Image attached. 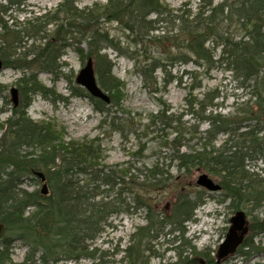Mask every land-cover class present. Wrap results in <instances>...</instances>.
I'll use <instances>...</instances> for the list:
<instances>
[{
    "label": "trees",
    "instance_id": "obj_1",
    "mask_svg": "<svg viewBox=\"0 0 264 264\" xmlns=\"http://www.w3.org/2000/svg\"><path fill=\"white\" fill-rule=\"evenodd\" d=\"M2 1L9 5L16 3V0H0V16L5 9ZM76 1L61 0L53 12L34 15L22 23L9 24L0 17L2 65L24 73L16 81L18 104L12 105L11 116L0 125L4 129L0 137V223L4 225L0 264H77L81 260L102 264L104 255L93 244L104 228L110 226L109 218L129 216L140 209L145 212V225L136 227L130 235L120 264H148L144 253H152L151 243L165 236H175L172 245L176 246L172 249L177 263L197 264L204 254L184 239L183 226L194 221V211L202 204L201 194L191 200L189 194L179 193L168 214L159 212L139 195L164 189L176 180L168 169L159 167H164L159 160L142 169L128 162L124 168L120 165L107 171L98 169L102 150L97 140H64L62 127L49 120L34 122L26 110L35 95L44 99L52 97L53 104L66 101L43 86L38 74L47 73L54 79L61 76L64 64L60 58L68 48L81 63L87 59L94 62L97 85L107 94L109 102L92 98L78 87L70 91L71 96L89 98L94 111L106 116L112 108L121 109L124 99L123 83L113 76L112 63L101 54L106 49L130 60L149 91L157 92L156 72L161 73L164 84H170L176 78L169 69L177 62L183 65L191 62L199 70L185 73L191 81L192 75L207 77L220 67L231 73L240 88L252 83L256 103L259 108L264 107V0H220L216 4L212 0H198L195 12L171 10L161 0H107L103 5L95 3L82 9L74 5ZM111 22L121 25L126 47L120 46L116 38H110L102 27ZM159 30H165L163 35H151ZM208 42L212 44L210 48ZM151 47H155L156 55L151 53ZM216 49L219 55L214 59ZM177 79L180 83L182 78ZM199 87V83L192 81L187 87L189 98L185 99L187 113L197 124L185 128L179 117L167 114L164 107L149 116L150 126L158 123L172 131L163 142V147L171 150L167 158L169 166L177 173L190 174L202 169L217 176L224 196L234 198L235 209L246 201H252V208L260 207L263 182L245 170L243 160L252 157L249 153L264 158L261 146L264 139L257 138L255 132L259 129L250 126L238 133L242 122L260 121V118L251 116L246 108L241 112L242 121L238 117L230 120L213 115L210 111L206 114L214 106L218 93L208 92L202 100H197L192 93ZM202 122L208 123V129L200 133L198 125ZM110 127L122 134L125 124L113 118ZM170 134L174 137L167 142ZM218 134L227 135V139L215 148L213 142ZM188 137H195L202 144L181 151ZM25 178L33 179L37 187L30 191L22 188ZM136 179H141V183ZM40 184L45 186L38 188ZM249 229L264 232V220L252 219ZM14 241H20L25 249L20 263L10 258ZM259 249L250 238H245L238 253L250 256ZM190 255L193 260H188ZM207 264H213V260Z\"/></svg>",
    "mask_w": 264,
    "mask_h": 264
},
{
    "label": "rangeland",
    "instance_id": "obj_2",
    "mask_svg": "<svg viewBox=\"0 0 264 264\" xmlns=\"http://www.w3.org/2000/svg\"><path fill=\"white\" fill-rule=\"evenodd\" d=\"M60 1L16 0V3L10 5L2 1L1 4L5 9L0 17L5 21L7 20L9 24L11 21L22 23L26 18L30 19L34 15L53 12ZM161 1L171 10L180 9L183 11L190 9L191 12H195L198 7V0ZM212 1L216 4L220 0ZM106 2L107 0H77L74 5L78 9H82L91 7L95 3L103 5ZM150 18L154 17L151 16ZM102 27L108 32L110 38L113 37L119 41L120 46H127L126 40L121 35V25L119 23H106ZM48 29H53V27L48 26ZM164 31L159 30L151 33V35H163ZM234 33L236 36L239 35L238 32ZM165 46L166 48L169 47L167 42ZM207 46L210 48L212 44L208 42ZM151 51L152 54H157L155 47H151ZM101 54L106 55L107 59L112 63L113 76L124 85V99L121 109L112 108L106 116L94 111L89 98L71 96V90H76V87L82 88L75 83V77L84 67L86 61L81 63L77 54L68 48L63 51V55L60 58V63L64 64L61 76L54 79V76L52 77L47 73L41 72L38 74V80L43 86L54 90L56 95L61 96L66 101H57L53 104L51 101L52 97L44 99L40 95H35L26 110V115L34 122L49 120L58 127H62L65 133L64 140H97L96 142L100 144L102 150V161L98 169L104 168L107 171L120 165V167L124 168L127 162L137 169H142L151 166L159 160V164H164V167H159L165 170L168 169L171 176L177 177L176 180L170 181L168 187L164 189L146 191L139 193V195L145 198L157 211L168 214L173 206L175 197L179 193L189 194L191 200L197 194H201L202 204L194 211V221L188 222L183 226L184 239L197 252L204 254L198 259L197 264H201V261L207 263L211 259L215 261L218 246L225 239L231 224V218L237 211H241L245 215L248 226H250L251 220L254 218L264 220V198L261 199L260 207L252 208V201H246L240 204L239 209H235L233 207L234 198L225 197L222 189L208 193L205 189L196 185L197 177L202 173L219 185L217 176L211 175L202 169L194 170L190 174L177 173L172 165L169 166V161L167 160L171 150L168 147H163L166 135L172 131L158 123L150 126L148 119L149 116L157 114L164 107L168 109L167 114L179 117L181 125L185 128L197 124L196 119L187 113L188 106L185 101L186 98H189L187 87L193 81L194 84H200V87L192 93V96L197 100H202L205 93L212 91L218 93V99L213 101L214 106L209 108L206 114L210 111L213 115L219 114L230 120H235L238 117V121H242L244 117L241 112L246 108L251 116L257 119L260 118V121L249 120L242 122L238 125V133L244 132L250 126L251 128L259 129L255 132L257 138L264 139V124L262 121L264 107L259 108L257 105V99L253 95L251 87L252 83H249L245 88H240L239 83L231 73L220 67L212 70L207 77H201L194 73L195 75H192L191 81L185 73L199 72V70L191 62L187 65L177 62L169 69L170 74L176 80L170 84H164L161 79V73L158 71L155 73L157 92H152L143 86L142 78L135 71L130 60L119 57L112 49H106ZM218 55L219 50L216 49L214 59H217ZM93 71L96 80L94 62ZM23 74L22 71L13 69L12 66L2 67L0 70V125L11 116L10 108L13 104L9 91L10 88H17L16 81ZM193 77L195 78L194 80ZM177 78H182L180 83L177 82ZM113 118L121 122V124H125L122 134L110 127V122ZM104 120L105 122H103ZM126 120H128V123ZM146 125L147 129L145 130ZM206 129H208L207 122H202L198 125L200 133ZM3 133L4 129L0 128V137ZM173 137V134L168 135L167 142H171ZM215 138L213 145L218 148L227 139V135L218 134ZM187 139L184 141L186 145L181 148V151H189V147L195 149L196 146L202 144V141L195 137H188ZM260 142L262 143L263 140ZM261 146L264 148V144ZM249 154L252 157H245L243 160L245 170L262 181L264 187V158L256 153ZM140 180L136 179V182L141 183ZM34 182L33 179L25 178L22 180L21 187L29 191L33 190V188L37 187L33 185ZM42 185L40 184L38 188H41ZM144 216L145 212L140 209L129 216L120 214L109 218L108 223L110 226L104 228L102 235L93 244V247L104 255L101 259L102 264H120L118 261L123 257L122 250L127 247L130 235L136 227L145 225ZM173 237L175 236H165L151 243L149 248L152 253H144V259L148 264H179L177 263V256L172 249L176 246L172 245ZM246 238L251 239L254 247H260L257 253L250 256H242L236 251L234 255L223 259L220 264H264V232H254L248 228ZM10 252L11 260L14 263H20L24 257L25 249L20 241H14ZM193 259L194 257L191 255L188 257V260ZM91 263L92 261L89 260H81L77 264ZM61 264L72 263L62 262Z\"/></svg>",
    "mask_w": 264,
    "mask_h": 264
},
{
    "label": "water",
    "instance_id": "obj_3",
    "mask_svg": "<svg viewBox=\"0 0 264 264\" xmlns=\"http://www.w3.org/2000/svg\"><path fill=\"white\" fill-rule=\"evenodd\" d=\"M2 69V61L0 59V70ZM75 83L82 87L91 97L99 99L104 103L109 102V98L105 92H103L95 80L93 71V62L91 59H87L84 67L78 72L75 77ZM10 97L14 106L18 103V91L15 88L10 89ZM264 121V114H263ZM42 182L44 177L41 173L38 174ZM196 185L205 189L208 192H216L220 189L219 185L215 184L206 174H199L196 180ZM45 186V185H43ZM230 227L225 236V239L218 246L216 259L217 262L232 255L236 248L242 243L244 236L248 232V225L243 212L237 211L230 220ZM4 233V225L0 223V238Z\"/></svg>",
    "mask_w": 264,
    "mask_h": 264
},
{
    "label": "flooded vegetation",
    "instance_id": "obj_4",
    "mask_svg": "<svg viewBox=\"0 0 264 264\" xmlns=\"http://www.w3.org/2000/svg\"><path fill=\"white\" fill-rule=\"evenodd\" d=\"M234 255V254H233ZM232 256V255H231ZM214 264H220L221 261L217 262V260L213 261ZM201 264H207L206 262L204 263L203 261H201Z\"/></svg>",
    "mask_w": 264,
    "mask_h": 264
}]
</instances>
